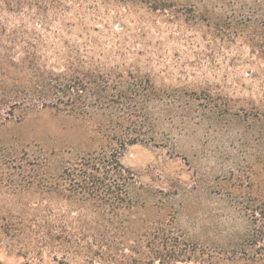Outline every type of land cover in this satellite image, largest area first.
Masks as SVG:
<instances>
[{"label": "rangeland", "instance_id": "374dc122", "mask_svg": "<svg viewBox=\"0 0 264 264\" xmlns=\"http://www.w3.org/2000/svg\"><path fill=\"white\" fill-rule=\"evenodd\" d=\"M84 8L99 40L81 49L106 68L129 71L133 118L122 100L114 119L108 110L93 120L16 109L0 123V149L47 156L48 173L58 175L69 162L108 145L137 180L134 198L147 206L132 219L147 225L149 240L183 251L171 264H264L240 249L251 223L247 208L264 200V0H169L163 9L106 0ZM85 31L64 35L81 43ZM47 55L50 64L62 62L58 53ZM126 136L137 141L116 143ZM53 202L57 224L78 243L66 254L41 252L22 232L0 235V264H104L102 256L87 255L88 238L99 244L105 234L102 223L65 205L58 192ZM132 234L119 230L117 247L129 252Z\"/></svg>", "mask_w": 264, "mask_h": 264}, {"label": "trees", "instance_id": "16d2710c", "mask_svg": "<svg viewBox=\"0 0 264 264\" xmlns=\"http://www.w3.org/2000/svg\"><path fill=\"white\" fill-rule=\"evenodd\" d=\"M102 1L106 0H0V123L12 117L16 109L54 110L93 120H102L108 110L114 119L120 100L126 106V117L133 118L129 71L106 68L89 53L91 50L84 49L83 53L81 49L84 44L95 46L99 40L85 22L84 6ZM118 1L163 9L169 0ZM54 27L60 29L57 34L51 31ZM75 28L86 30L85 35H79L84 40L81 43L78 37L76 42L64 35L65 30ZM51 52L58 53L62 62L50 64L47 54ZM116 139L122 145L126 139L137 141L130 136ZM48 170L47 156H10L0 149V235L11 238L22 232L26 243L40 247L41 252L45 248L66 254L78 242L68 237L52 214L54 192H58L65 205L77 207L79 214L90 213L93 220L102 223L105 234L99 244L93 243L94 236L87 240L92 241L87 255L91 253L93 259L100 255L104 264H171L184 254L166 240H149L147 225L132 219L138 209L147 206L134 198L137 180L108 145L69 162L58 175ZM36 190L47 194L44 202L34 193ZM261 199L256 198L247 208L251 223L243 232L240 249L248 257L264 260ZM24 222L34 225L26 229ZM126 229L133 233L129 252L125 251L127 246L118 248L116 243L118 231ZM96 245L98 250L94 251Z\"/></svg>", "mask_w": 264, "mask_h": 264}]
</instances>
